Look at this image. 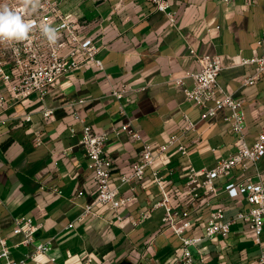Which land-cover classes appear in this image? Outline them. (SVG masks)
<instances>
[{"label": "crops", "instance_id": "1", "mask_svg": "<svg viewBox=\"0 0 264 264\" xmlns=\"http://www.w3.org/2000/svg\"><path fill=\"white\" fill-rule=\"evenodd\" d=\"M170 2V9L177 12L176 24L150 0H62L64 11L77 14L87 24L84 34L101 47L104 69L82 65L52 85L44 100L33 93L2 115L6 121L0 122V222L13 257L20 259L32 250L24 244L15 246L22 236L12 232L14 218L26 216L42 224L35 232L36 242L53 240L50 254L56 260L46 264H174L181 241L164 229L163 207L137 227L131 222L148 203L162 198L151 171L138 186L134 201L120 209L123 220L118 222L111 210L96 204L97 183L79 143L82 123L74 119L73 111L96 131L109 132L105 153L114 160V186L140 158L141 143L126 132L114 131L127 117L155 148L178 135L180 140L158 157L156 166L165 175L172 203L183 204L188 167L211 168L239 146L226 120L228 108L203 119V110L186 98L183 88L193 82L186 73L199 68L189 47L201 54L220 55L223 67L218 81L243 100L247 140L249 144L256 140L264 125V74L256 84L245 85L242 79L253 73L255 65L240 62L243 56L262 53L257 40L264 31V0L255 4L245 0ZM179 77L182 85L176 82ZM124 82L138 90L118 100L110 92ZM1 91L5 92L0 84ZM45 106L54 109L50 118L42 113ZM25 112L31 113L30 122L24 120ZM184 114L195 122V128L184 130ZM180 144L186 146V153L179 150ZM260 165L264 181V157ZM239 176L238 167L216 179L219 192L207 196L214 206L222 205L229 213L249 207L223 191L228 180ZM78 188L83 191L80 196L75 195ZM120 190L130 194L127 184ZM205 199L193 203L194 224L188 235L203 232L211 210ZM88 203L95 204V214L80 218ZM261 240V245L255 243L250 230L237 222L226 238L217 236L202 245L207 264H261L258 255L264 250V231ZM39 259L46 261L48 256Z\"/></svg>", "mask_w": 264, "mask_h": 264}, {"label": "built area", "instance_id": "2", "mask_svg": "<svg viewBox=\"0 0 264 264\" xmlns=\"http://www.w3.org/2000/svg\"><path fill=\"white\" fill-rule=\"evenodd\" d=\"M150 1L156 10L165 13L173 24L177 23V12L170 9V0ZM224 1L231 2V0ZM258 1L245 0L247 4H255ZM61 4L62 0H40L37 11L31 14L25 11L22 2L12 6L11 10L20 14L25 21L32 22L34 28L29 34L30 38L26 41L0 42V84L5 90V92H0V122L6 121L2 115L9 107L28 98L33 93H38L44 100L52 85L82 65L93 64L104 69L103 62L99 57L101 47L97 45L92 36L84 34L87 24L77 14L64 11ZM0 7L4 6L0 4ZM45 24L58 29V38L55 43H50L43 36L41 26ZM257 44L262 48L261 54L241 57V64L255 65L253 73L242 79V83L245 85L256 84L264 74V31L257 40ZM189 52L195 57L199 68L186 73V76L191 77L193 81L191 87L183 88L186 98L203 110L201 114L203 119L215 116L220 109L228 108L230 112L226 116V120L231 131L237 136L239 146L228 156L219 158L211 168L197 169L193 165L188 167L183 183V192L186 197L183 204L175 206L172 203L165 184V175L156 166L158 157L165 154L170 145L180 140L178 135H171L166 143L155 148L127 117L128 119L114 131L117 133L126 132L133 140L141 143L140 158L134 163L131 172L119 176L120 183L114 186L111 184L114 160L105 153L109 132L106 130L96 131L76 110L73 111V117L82 123L79 143L90 159V165L93 168L97 183L96 204L106 206L111 210L118 222L123 220L120 209L134 201L138 193V186L145 180L147 171L150 170L154 182L160 188L162 198L156 202H150L142 208L137 216L132 218V226L141 225L156 209L163 207L164 229L177 235L181 241L180 251L176 254L174 264H207V252L202 243L211 241L217 236L222 239L226 238L231 232L232 225L237 222H241L250 230L255 243L262 244L264 181L260 161L264 157V125L256 140L249 144L244 102L232 92H228L218 81L223 67L220 55L201 54L193 47H189ZM176 82L182 85L183 79L176 78ZM137 90L138 88L124 82L120 86L112 87L110 94L120 100ZM119 110L121 114L127 115L123 104H120ZM53 111V108L46 106L42 109L43 115L47 118L52 116ZM22 116L26 122L32 120L30 112H25ZM184 118L186 120L185 131L196 127L195 122L187 114H184ZM71 131L74 132V129L71 128ZM36 143H41L39 133ZM179 150L183 153L187 152L186 146L183 144L179 145ZM238 167L241 170V176L228 180L223 186V191L231 198L245 201L249 207L229 213L228 209L222 205L214 206L207 196L219 192L216 179L221 176H229ZM124 184L128 185L129 195L121 193L120 186ZM54 190L57 191V188ZM82 193V189L78 188L75 195L80 196ZM203 198H206L204 204L211 206L203 226V232L201 235H188V231L194 224L193 203L197 204ZM94 206L95 204H86L80 218L89 213L95 214ZM41 226V223L34 222L31 217L14 218L12 232L22 236L20 242L15 246L20 244L32 246L31 251L17 259L12 255L8 238L2 234L0 222V264L55 262L56 258L50 254L53 249V240L35 241V232ZM69 226H73V223H70ZM192 247L195 248V252ZM40 255H46L48 259L40 260ZM87 260L91 259L87 258ZM258 261L264 264L263 249L260 250Z\"/></svg>", "mask_w": 264, "mask_h": 264}, {"label": "clouds", "instance_id": "3", "mask_svg": "<svg viewBox=\"0 0 264 264\" xmlns=\"http://www.w3.org/2000/svg\"><path fill=\"white\" fill-rule=\"evenodd\" d=\"M40 0H22L25 11L35 13ZM34 24L25 21L20 14L9 9L7 6L0 7V42H19L30 38ZM43 36L50 43H55L58 38V29L47 24L41 26Z\"/></svg>", "mask_w": 264, "mask_h": 264}, {"label": "rangeland", "instance_id": "4", "mask_svg": "<svg viewBox=\"0 0 264 264\" xmlns=\"http://www.w3.org/2000/svg\"><path fill=\"white\" fill-rule=\"evenodd\" d=\"M20 2H22V0H0V4L7 6L9 9H11L13 5H16Z\"/></svg>", "mask_w": 264, "mask_h": 264}]
</instances>
